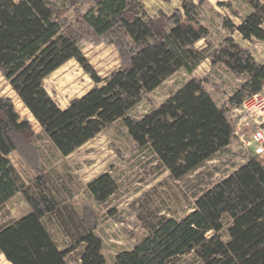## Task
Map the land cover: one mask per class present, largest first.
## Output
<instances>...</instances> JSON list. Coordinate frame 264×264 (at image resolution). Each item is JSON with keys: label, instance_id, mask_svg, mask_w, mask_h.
Segmentation results:
<instances>
[{"label": "trees", "instance_id": "16d2710c", "mask_svg": "<svg viewBox=\"0 0 264 264\" xmlns=\"http://www.w3.org/2000/svg\"><path fill=\"white\" fill-rule=\"evenodd\" d=\"M248 1L254 9L240 23L225 18L223 25L244 39L264 41V3ZM203 2L183 0L171 14L150 16L140 0H95L83 15L94 34L128 37L110 39L120 51L121 66L102 78L63 18L76 0H67V5L0 0V73L62 154L73 153L122 118L137 144L149 145L163 167L181 178L235 137L237 120L231 121L229 108L217 103L206 79L192 77L139 119L127 112L170 76L179 70L191 75L207 58L238 75L247 74L230 96V105L239 106L264 90V63L248 48L232 35L211 44L210 28L199 15ZM201 40L206 44L198 47ZM71 59L85 68L95 85L62 109L44 80ZM36 135L12 98L0 96V208L17 193L31 207L20 219L0 224V254L11 264H106L102 240L87 216L69 208L60 219L68 244L60 248L43 222L61 209L58 200L43 181L38 182L41 191L36 194L20 183L9 156L19 151L29 160ZM40 177L46 181L44 175ZM88 188L98 202H104L117 183L105 172ZM191 252L198 264H264V159L249 156L199 195L193 210L181 219L160 215L145 237L116 254L114 264H178L176 259Z\"/></svg>", "mask_w": 264, "mask_h": 264}, {"label": "rangeland", "instance_id": "374dc122", "mask_svg": "<svg viewBox=\"0 0 264 264\" xmlns=\"http://www.w3.org/2000/svg\"><path fill=\"white\" fill-rule=\"evenodd\" d=\"M49 1L59 5L68 4L67 0ZM140 1L147 14L154 16L160 12L171 14L182 6L183 0ZM259 1L264 3V0ZM93 5L95 0H76L63 18L78 34V45L85 57L96 73L104 78L121 66L120 51L110 39L128 37L118 33L116 34L120 36L95 35L83 20V15ZM253 9L248 0H204L199 5V15L201 22L210 28L208 39L211 44H219L224 37L232 35L251 51L259 63H264V41L244 39L238 31L230 33L223 25L225 18L240 23ZM204 44L205 41L201 40L197 46ZM194 75L206 79L207 89L218 104L229 108L230 120L236 121L234 114L240 115V105H230L229 99L245 81L247 74L238 75L230 72L223 63H217L214 67L209 64L201 65ZM189 76L185 70H179L155 90L144 95L127 115L139 119L158 108ZM44 84L58 105L65 109L73 98L88 92L95 82L76 59H71L51 73L44 80ZM261 93L264 94V90ZM0 96L12 98L16 109L23 118L32 122L37 134L31 139L35 150L29 153V160L19 151L11 153L9 158L18 172L20 183L28 187L30 193L40 192L38 182L43 181L47 190L58 200L61 209L43 219L52 238L60 248L67 247L68 242L61 229L60 219L65 218V213L71 208L80 217L87 216L89 223L94 224L95 232L103 243L102 252L106 264H114L118 252L131 249L138 240L145 237L160 215L176 219L187 215L193 210L199 195L246 162L249 156L255 155L252 147H245L235 135L230 147L183 177L175 178L163 167L149 145L137 144L122 118L106 126L73 153L64 155L42 131L40 124L1 73ZM105 172L113 176L117 189L106 201L98 202L88 185ZM41 175H44L46 181ZM30 211L27 200L21 193H17L0 208V224L11 223ZM229 220L226 215V225ZM176 262L198 264V259L191 252L181 255ZM0 264L11 263L4 254H0Z\"/></svg>", "mask_w": 264, "mask_h": 264}, {"label": "built area", "instance_id": "2783aa9c", "mask_svg": "<svg viewBox=\"0 0 264 264\" xmlns=\"http://www.w3.org/2000/svg\"><path fill=\"white\" fill-rule=\"evenodd\" d=\"M235 135L245 147H252L255 155L264 159V94L261 92L247 97L239 108Z\"/></svg>", "mask_w": 264, "mask_h": 264}, {"label": "crops", "instance_id": "0c3cea01", "mask_svg": "<svg viewBox=\"0 0 264 264\" xmlns=\"http://www.w3.org/2000/svg\"><path fill=\"white\" fill-rule=\"evenodd\" d=\"M178 8H181V7L179 6ZM203 64H204V65H207V66H208V64H209V65H211V66H213V67H214L215 65H217V64H212V62H211V60H210L209 58H207L206 60H204V61H203L198 67H200V66L203 65ZM197 69H198V68H197ZM197 69H196V70H195V71L189 76L188 80L191 79L192 77H196V75H194V74H195V72L197 71ZM229 71H230V70H229ZM230 72H232V71H230ZM197 78H198V77H197ZM188 80H186L185 82H187ZM185 82H184V83H185ZM184 83H183V84H184ZM183 84H182V85H183ZM182 85H181V86H182ZM181 86H180V87H181ZM180 87H179V88H180ZM179 88H178V89H179ZM210 93H211V92H210ZM212 96H213V95H212ZM213 97H214V96H213ZM214 99H215V98H214ZM215 100H216V99H215ZM217 103H218V102H217ZM219 105H220V104H219ZM231 143H232V142H231ZM231 143H230L227 147H230ZM227 147H226V148H227ZM226 148H225V149H226ZM220 152H221V151H220ZM235 169H236V168H235ZM235 169H234V170H235Z\"/></svg>", "mask_w": 264, "mask_h": 264}]
</instances>
